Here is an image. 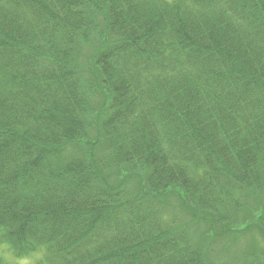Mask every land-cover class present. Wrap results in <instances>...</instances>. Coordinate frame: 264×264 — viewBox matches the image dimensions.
Here are the masks:
<instances>
[{"label":"trees","instance_id":"16d2710c","mask_svg":"<svg viewBox=\"0 0 264 264\" xmlns=\"http://www.w3.org/2000/svg\"><path fill=\"white\" fill-rule=\"evenodd\" d=\"M0 245L264 264V0H0Z\"/></svg>","mask_w":264,"mask_h":264},{"label":"rangeland","instance_id":"374dc122","mask_svg":"<svg viewBox=\"0 0 264 264\" xmlns=\"http://www.w3.org/2000/svg\"><path fill=\"white\" fill-rule=\"evenodd\" d=\"M0 256H2L9 264H37L41 254H32L29 257L18 259L14 258L6 246L0 245Z\"/></svg>","mask_w":264,"mask_h":264}]
</instances>
